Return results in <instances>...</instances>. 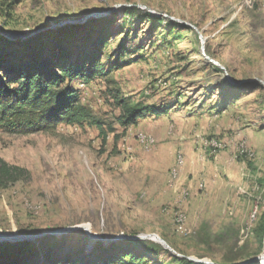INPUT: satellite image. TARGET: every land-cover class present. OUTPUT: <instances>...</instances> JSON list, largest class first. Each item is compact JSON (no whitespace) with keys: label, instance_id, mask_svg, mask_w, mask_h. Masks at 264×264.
<instances>
[{"label":"rangeland","instance_id":"obj_1","mask_svg":"<svg viewBox=\"0 0 264 264\" xmlns=\"http://www.w3.org/2000/svg\"><path fill=\"white\" fill-rule=\"evenodd\" d=\"M0 3V36L24 41L57 26L36 43L67 61H97L101 73L73 88L115 129L104 127L103 139L88 125L0 127V163L25 171L0 183V243L25 244L39 264H130L129 253L135 264H262L264 0ZM115 97L166 114L125 130L114 123Z\"/></svg>","mask_w":264,"mask_h":264},{"label":"trees","instance_id":"obj_2","mask_svg":"<svg viewBox=\"0 0 264 264\" xmlns=\"http://www.w3.org/2000/svg\"><path fill=\"white\" fill-rule=\"evenodd\" d=\"M2 8L3 4L0 3V10ZM9 8L10 5L7 4L5 9ZM36 36L38 37L35 35L24 41L0 36V127L10 134H32L53 131L61 124L88 125L99 129L103 139L106 136L104 127L107 131L114 132L113 124L105 126L95 118L89 108L80 104L78 91L73 88L74 82L80 81L84 84L91 81L97 73H101L97 71L100 67L97 61L90 59L77 63L71 59L67 61L68 58H65L63 53L48 54L41 43H36ZM119 55L121 52L117 59L121 57ZM131 63V60H127L125 64ZM114 104L120 110V115L114 123L125 130L135 125L137 119L145 114H166L165 110L142 107L128 98L115 97ZM24 172L17 167L0 163V183L9 178L15 181ZM127 243L128 247L134 250L143 247L146 250H156L157 256L160 253L168 254L149 243ZM25 246L23 244L12 247L0 243V264H39L32 262L30 256L25 255ZM125 257L130 259V264H135L134 261L138 260L131 253ZM50 264L77 263L53 261Z\"/></svg>","mask_w":264,"mask_h":264},{"label":"water","instance_id":"obj_3","mask_svg":"<svg viewBox=\"0 0 264 264\" xmlns=\"http://www.w3.org/2000/svg\"><path fill=\"white\" fill-rule=\"evenodd\" d=\"M89 18H91V19H89ZM89 18H87L88 20H92V19H99V18H95V17H89ZM88 20H86V19H84V20H79V21H76V22H74V23H72L71 24V26L73 25V26H77V25H79V24H82L83 22H85V21H88ZM68 27H70V25L68 26ZM59 27H45V28H39V29H36V30H33V31H31V32H29V34H27L26 35V37L27 38H31V37H33L34 35H36V34H40V33H45V32H54V31H56L57 29H58ZM38 238H40V237H31V238H28L27 240L28 241H31V240H37ZM108 242H111V241H108ZM255 261V259L254 260H251V261H248V262H245V263H242V264H249V263H252V262H254ZM258 261H260V260H258Z\"/></svg>","mask_w":264,"mask_h":264},{"label":"bare ground","instance_id":"obj_4","mask_svg":"<svg viewBox=\"0 0 264 264\" xmlns=\"http://www.w3.org/2000/svg\"><path fill=\"white\" fill-rule=\"evenodd\" d=\"M138 135V134H137ZM137 139H138V141L142 144V145H144V147H148L149 145H151L152 144V140L151 139H149L148 137H145V136H143V135H138V137H137ZM211 142V146H212V148H214V149H218V148H220V145H218V141H216V140H211L210 141ZM154 145V144H153ZM208 146H209V144H208ZM210 147V146H209ZM211 149V148H210ZM148 150V149H147ZM123 151V150H122ZM218 151V150H217ZM150 152H152V151H150ZM216 152V151H215ZM172 176H173V179L176 177V173L175 172H173V174H172ZM184 196H186V194H184ZM186 198V197H185ZM175 216L176 217H178V219H179V221H181L182 220V216H183V214L182 213H180V212H176V214H175ZM178 221V220H177ZM184 221V220H183ZM181 223V222H180ZM262 264H264V261L262 262Z\"/></svg>","mask_w":264,"mask_h":264},{"label":"built area","instance_id":"obj_5","mask_svg":"<svg viewBox=\"0 0 264 264\" xmlns=\"http://www.w3.org/2000/svg\"><path fill=\"white\" fill-rule=\"evenodd\" d=\"M177 168H178V165H177ZM177 168H176V170H177Z\"/></svg>","mask_w":264,"mask_h":264}]
</instances>
